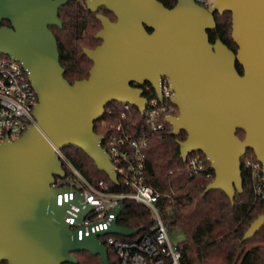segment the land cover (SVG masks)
Wrapping results in <instances>:
<instances>
[{"label": "water", "instance_id": "95a60500", "mask_svg": "<svg viewBox=\"0 0 264 264\" xmlns=\"http://www.w3.org/2000/svg\"><path fill=\"white\" fill-rule=\"evenodd\" d=\"M71 1L0 0V25L10 24L0 26V55L28 70L39 98L36 126L0 144V262L7 264H77L75 254L83 252L110 264L100 237L139 233L116 218L108 230L80 240L66 221L67 206L58 205L60 191L51 188L56 177L66 176L56 153L66 147L84 151L120 185L95 123L111 103L144 111L147 99L133 84H150L160 95L161 78H170L179 115L168 122L173 135L187 134L179 143L180 159L200 152L215 173L204 195L219 190L234 201L243 193L241 159L248 150L262 164L264 181V0H218L209 9L194 0H176L173 8L159 0H87L89 11L104 7L116 20L97 15L101 44L84 50L93 65L88 78L73 84L51 30L63 27L59 11ZM217 13H231L236 52L221 40L210 41ZM263 227L264 215L243 242Z\"/></svg>", "mask_w": 264, "mask_h": 264}, {"label": "trees", "instance_id": "16d2710c", "mask_svg": "<svg viewBox=\"0 0 264 264\" xmlns=\"http://www.w3.org/2000/svg\"><path fill=\"white\" fill-rule=\"evenodd\" d=\"M159 1L167 8L176 5V0ZM98 14L116 20L105 8L92 13L83 1L73 0L59 11L63 27H51L58 41L65 78L71 84L89 77L93 63L84 50L94 49L101 44V40L96 38L102 29ZM231 19V13L223 16L217 13L216 27L209 31V36L212 43L221 40L236 52L238 47L232 39ZM0 26L10 24L4 21ZM237 69L243 74L239 64ZM111 108L117 109L118 105L109 104L106 112ZM130 118L132 121L128 123L132 128L129 130L137 132V127L144 122L143 117L133 111ZM103 119L119 123L118 110L114 111L111 118L107 113ZM100 123L101 120L95 123V131L104 134ZM237 134L241 139L245 138L243 131L239 130ZM186 138V132L173 135L169 125L163 131L152 133L146 151L145 173L146 183L161 194L158 206L168 230L179 228L185 233L186 239L179 245L184 261L188 264H264V227L251 240L243 242L251 224L264 215V182L262 177L254 178L252 170L246 165L249 158L257 161L254 152L248 150L241 159L244 191L237 192L234 201H231L219 190L204 195L206 187L215 179L209 162H206L207 172L194 177L187 173L186 162L180 159L179 147V143ZM62 152L92 184L104 181L112 191L126 189L122 182L119 186L113 184L107 174L99 171L96 163L81 149L66 147ZM119 223L142 234L154 225L149 209L133 202L126 203ZM108 249L109 263L121 264L116 252L111 247ZM75 256L77 264H103L100 256L90 253H76Z\"/></svg>", "mask_w": 264, "mask_h": 264}, {"label": "built area", "instance_id": "2783aa9c", "mask_svg": "<svg viewBox=\"0 0 264 264\" xmlns=\"http://www.w3.org/2000/svg\"><path fill=\"white\" fill-rule=\"evenodd\" d=\"M86 6L87 0H81ZM204 8H212L218 0H194ZM87 7V6H86ZM147 99L144 111L131 104H119L111 108L108 117L119 112V123L101 119L100 127L104 131L102 146L109 154L113 172L118 174L119 182L126 187L122 191H112L109 185L100 181L92 184L81 171L64 155L62 149L56 150L66 171L65 177H56L52 189H58V205L67 206L66 221L71 231H77L79 239L91 233L108 230L113 221L119 218L116 211L122 204L133 202L149 209L154 225L144 234L124 237L107 234L100 237L103 245L111 247L120 258L121 264H188L184 261L180 246H175L169 236L159 209L160 192L146 183V151L149 136L163 131L169 117H177L179 108L173 103L175 92L169 77H162L160 95L150 85L141 87ZM161 97V98H160ZM39 101L38 95L29 78V72L23 65L7 55H0V144L7 139L17 141L37 122L34 112ZM140 114L144 122L137 132L130 131L132 112ZM104 115V116H105ZM126 122V123H125ZM207 158L200 152L188 155L187 173L194 177L207 172ZM246 165L252 170L254 178L262 177L263 166L257 160L247 159ZM210 176V175H208ZM264 182V181H263ZM88 207L93 210L86 212ZM122 226V225H121Z\"/></svg>", "mask_w": 264, "mask_h": 264}, {"label": "rangeland", "instance_id": "374dc122", "mask_svg": "<svg viewBox=\"0 0 264 264\" xmlns=\"http://www.w3.org/2000/svg\"><path fill=\"white\" fill-rule=\"evenodd\" d=\"M169 236L175 246L180 245L186 239L185 233L179 228L171 229L169 231Z\"/></svg>", "mask_w": 264, "mask_h": 264}, {"label": "flooded vegetation", "instance_id": "af4514ba", "mask_svg": "<svg viewBox=\"0 0 264 264\" xmlns=\"http://www.w3.org/2000/svg\"><path fill=\"white\" fill-rule=\"evenodd\" d=\"M103 8H104V7H103ZM105 9H106V8H105ZM106 10H107V9H106ZM107 11H108V10H107ZM108 12H110V11H108ZM216 41H217V40H216ZM216 41H215V42H216ZM215 42H214V43H215ZM211 43H212V42H211ZM145 85H146V84H145ZM133 86H134V87H137V88H141V87H142V86H138V85H136V84H133Z\"/></svg>", "mask_w": 264, "mask_h": 264}]
</instances>
